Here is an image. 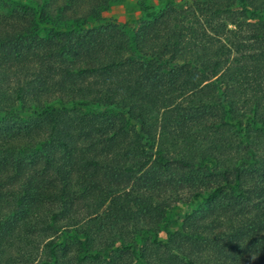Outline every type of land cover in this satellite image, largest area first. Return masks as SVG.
<instances>
[{
	"label": "trees",
	"instance_id": "obj_1",
	"mask_svg": "<svg viewBox=\"0 0 264 264\" xmlns=\"http://www.w3.org/2000/svg\"><path fill=\"white\" fill-rule=\"evenodd\" d=\"M117 1L0 0V264H264V0Z\"/></svg>",
	"mask_w": 264,
	"mask_h": 264
},
{
	"label": "rangeland",
	"instance_id": "obj_2",
	"mask_svg": "<svg viewBox=\"0 0 264 264\" xmlns=\"http://www.w3.org/2000/svg\"><path fill=\"white\" fill-rule=\"evenodd\" d=\"M191 0H120L112 3L107 10L104 11L105 19H114L130 27H134L143 19L152 17L163 6L168 3L174 5H182ZM197 204L177 202L171 210L172 219L178 218L180 215L190 212ZM171 230L175 229L176 222L171 223ZM174 225V226H173Z\"/></svg>",
	"mask_w": 264,
	"mask_h": 264
}]
</instances>
